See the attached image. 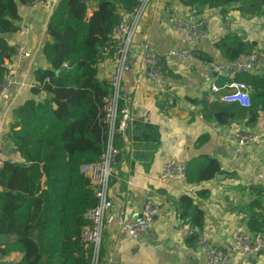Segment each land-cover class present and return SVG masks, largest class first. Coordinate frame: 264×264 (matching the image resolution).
Listing matches in <instances>:
<instances>
[{
    "label": "crops",
    "instance_id": "obj_1",
    "mask_svg": "<svg viewBox=\"0 0 264 264\" xmlns=\"http://www.w3.org/2000/svg\"><path fill=\"white\" fill-rule=\"evenodd\" d=\"M58 1L42 0L35 9L20 5L17 32L4 35L10 46L24 45L31 58L18 62L12 59L8 63L16 69L17 83L8 90L0 113V166L5 161L18 160L12 143L6 138L13 110L31 99L43 101L46 98L43 93L35 97L31 88L34 85L33 72L45 66L41 47L48 39L47 24ZM165 7L190 20L207 18V36L199 43L197 52L211 58L210 63L226 61L215 50L214 44L228 34L255 42L252 50L264 49V37L255 38L259 24H263L264 31V17L245 20L236 7H228L222 19L216 10L207 7L194 12L183 8L177 0L149 1L133 36L131 70L122 77V88L131 98L134 120L128 132V142L111 167L107 198L112 211L126 221L139 217L148 197L157 203L159 212L138 251L116 222L106 226L101 237L103 257L100 264H204L200 247L195 243L188 244L180 231L183 228L178 217L180 197L191 198L203 213L202 231L215 244L226 241L234 230L248 231V205L257 199L258 193L264 198V187L249 179L264 174V143L245 148L242 157L236 158L233 136L236 132L256 133L264 128V111L259 112L256 125L248 127L247 118L243 117L245 109L220 102L218 95L214 96L213 102L208 101L211 85L221 87L235 75L220 76L208 69V63L197 59L190 64L165 60L166 89L160 92L148 82L144 69L140 67L141 44L145 41L160 53L187 47L193 42L165 22ZM93 9L94 3H91L88 15ZM22 27L28 28L29 32L22 34ZM109 73L110 69L100 62L97 79L106 82ZM218 104L226 110L220 111ZM229 112L238 118L230 119ZM220 113L221 122L214 118ZM156 142L157 146L153 148ZM207 159L218 162L222 178L198 185L188 184L186 177L184 181L159 179L165 162L173 160L186 165L191 162L194 168H199ZM249 186L261 190L252 193L248 191ZM199 190L205 191L204 198L198 197ZM15 257L19 259L14 254L3 261ZM230 264H264V254L248 261L234 256Z\"/></svg>",
    "mask_w": 264,
    "mask_h": 264
},
{
    "label": "trees",
    "instance_id": "obj_2",
    "mask_svg": "<svg viewBox=\"0 0 264 264\" xmlns=\"http://www.w3.org/2000/svg\"><path fill=\"white\" fill-rule=\"evenodd\" d=\"M36 1L42 0H0V82L15 52L4 35L17 32L18 7L28 8ZM177 1L188 10L195 4L216 10L222 19L228 7H236L245 20L264 17V0ZM91 3L94 9L88 15ZM137 4L138 0H59L53 9L46 29L48 39L41 47L45 66L33 72L31 88L32 95L43 93L46 98L16 107L6 135L18 160L0 166V234L8 238L0 246V264H100L101 242L96 254L94 246L81 239L89 226L86 215L98 204L95 184L81 169L99 164L110 139L118 151L115 163L121 156L123 137L115 134L111 138L102 122L108 86L96 74L102 49L112 45L121 11H130ZM214 48L222 59L232 62L254 47L228 34ZM193 56L211 62L199 52ZM233 81L253 91L243 117L248 127H254L259 112L264 111V76L235 75ZM218 106L220 111L226 110ZM229 118L238 117L229 112ZM156 146L157 142L153 148ZM221 174L215 159H207L199 168L191 162L186 165L190 185L215 180ZM197 194L205 197V191ZM256 196L248 205L247 229L264 236V198L262 193ZM178 203V217L190 229L186 242L197 244L203 213L187 196ZM14 254L19 256L17 261H3Z\"/></svg>",
    "mask_w": 264,
    "mask_h": 264
},
{
    "label": "built area",
    "instance_id": "obj_3",
    "mask_svg": "<svg viewBox=\"0 0 264 264\" xmlns=\"http://www.w3.org/2000/svg\"><path fill=\"white\" fill-rule=\"evenodd\" d=\"M149 1L138 0L137 6L130 11H121L119 22L112 36V45L102 49L101 64L110 69L106 79L108 93L103 100L104 116L102 122L108 127L111 138L115 134L120 135L125 143L128 142V132L134 116L130 95L122 88V77L131 70L130 48L133 36ZM41 3L42 1H36L30 8L35 9ZM164 14L165 22L174 31L183 33L193 39V42L187 47L171 48L162 53L158 52L156 47L147 41L141 44L142 52L139 65L144 69L148 82L160 92L166 89L163 61L174 60L181 64L192 63L193 55L197 52L199 43L206 38L208 31V20L205 17L190 20L177 15L169 7L164 8ZM20 32L25 35L29 29L22 27ZM30 58L31 53L24 45L15 47L13 60L17 62L28 61ZM8 63L5 76L0 82V113L8 90L17 83L16 69ZM208 69L220 76L227 74L264 76V49H254L244 58L232 62L209 63ZM215 95H218L219 101L224 104L237 105L242 109L250 107V89L243 83L231 80L225 82L221 87L211 85L208 101L213 102ZM233 136L235 139V156L241 158L245 148L264 143V128L256 133L236 132ZM117 155L118 151L113 148L110 139L100 157L99 164L92 168L84 167L81 169L86 176L92 178L96 188L95 197L98 200L97 206L86 215L89 226L82 231L81 239L84 243L93 245L96 254L103 230L115 222L120 231L130 238L135 251L140 250L143 239L148 235L149 228L159 212L157 203L151 197L146 198L139 217L133 221H126L123 217L122 219L118 218L112 211V204L107 198V187L111 167L115 164ZM185 177L186 164L171 160L162 165L159 179L160 181H184ZM249 179L258 181L264 187V174H258ZM180 231L185 236L190 234V229L187 227L180 228ZM197 245L203 254L204 264H230L234 256L248 261L264 254V236L252 234L242 229L234 230L228 239L220 244L213 243L201 231Z\"/></svg>",
    "mask_w": 264,
    "mask_h": 264
},
{
    "label": "water",
    "instance_id": "obj_4",
    "mask_svg": "<svg viewBox=\"0 0 264 264\" xmlns=\"http://www.w3.org/2000/svg\"><path fill=\"white\" fill-rule=\"evenodd\" d=\"M205 9H206L205 6H200V5H198V4H195L194 7H193V11H194V12L203 11V10H205ZM251 44H252V46H256V43H255V42H252ZM250 92H253V91L251 90ZM220 117H221V113H220V114H216V115L214 116V118H215L217 121L221 122ZM220 178H222V176H220V175H217V176H216V179H220ZM260 190H261V188H259V187H253V186H249V187H248V191H250V192H252V193H256V192H258V191H260ZM7 242H8V238L0 234V246H1V245H5V244H7Z\"/></svg>",
    "mask_w": 264,
    "mask_h": 264
},
{
    "label": "rangeland",
    "instance_id": "obj_5",
    "mask_svg": "<svg viewBox=\"0 0 264 264\" xmlns=\"http://www.w3.org/2000/svg\"><path fill=\"white\" fill-rule=\"evenodd\" d=\"M261 37H264L263 24L262 25L261 24L258 25L257 36H255V38L261 39ZM12 259H14V260L17 261V258L16 257L15 258H12Z\"/></svg>",
    "mask_w": 264,
    "mask_h": 264
}]
</instances>
